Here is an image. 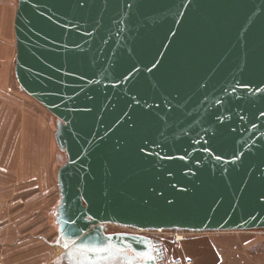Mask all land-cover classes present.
I'll return each instance as SVG.
<instances>
[{"label":"water","instance_id":"obj_1","mask_svg":"<svg viewBox=\"0 0 264 264\" xmlns=\"http://www.w3.org/2000/svg\"><path fill=\"white\" fill-rule=\"evenodd\" d=\"M15 33L67 155L61 263L157 264L106 225L264 229V0H18Z\"/></svg>","mask_w":264,"mask_h":264},{"label":"rangeland","instance_id":"obj_2","mask_svg":"<svg viewBox=\"0 0 264 264\" xmlns=\"http://www.w3.org/2000/svg\"><path fill=\"white\" fill-rule=\"evenodd\" d=\"M7 88L0 87V101L8 102L3 94ZM41 105L29 103L26 117L19 116L15 109L0 111V249L12 256L13 248L23 252L28 247L27 264H60L65 249L62 242L58 243L62 204L59 171L67 162V155L56 147L58 119ZM35 118L41 120V125ZM39 196L41 200L48 199L53 207L50 223L43 227L42 219H38V203L33 201ZM43 218L47 223V217L46 221ZM105 228L107 233L129 231L116 225ZM145 232L165 246L166 264L184 258L192 264H264V229L230 233ZM44 233L46 238L42 239ZM177 234L184 235L182 243L176 241Z\"/></svg>","mask_w":264,"mask_h":264},{"label":"crops","instance_id":"obj_3","mask_svg":"<svg viewBox=\"0 0 264 264\" xmlns=\"http://www.w3.org/2000/svg\"><path fill=\"white\" fill-rule=\"evenodd\" d=\"M17 7L18 0H0V87H8L3 92L8 102L5 100L0 101V111L3 112L4 110L15 109L19 113V116L26 117L27 114H25V111L27 110L29 103L32 102L34 103V105L41 104L21 88L15 75L17 57L15 21ZM17 94L20 95L21 98ZM26 99L31 100V102ZM2 119H4V117H2ZM34 121L39 122V124L41 123V120H39V118H37V120L35 118ZM57 146L58 144L56 141V147ZM33 201L36 202L35 205L38 203L37 214L39 215L38 219H42L41 227H43L45 224L48 225L50 223L49 219L52 216L53 208H50V201L48 199H46L45 201L41 200V196ZM40 206H43V209H40ZM42 216L45 217V221L48 219L47 223L44 222V218ZM41 236L42 239L46 238L45 233L41 234ZM25 249L27 250L22 252V250H18L16 247L13 248L12 256H10V254L6 255L7 252H3V250L0 249V264H27L29 262V249L28 247Z\"/></svg>","mask_w":264,"mask_h":264},{"label":"flooded vegetation","instance_id":"obj_4","mask_svg":"<svg viewBox=\"0 0 264 264\" xmlns=\"http://www.w3.org/2000/svg\"><path fill=\"white\" fill-rule=\"evenodd\" d=\"M127 230H129V231L107 233L106 228H105V233L107 235H119V236L129 235V236H137L140 238L149 239L152 242V245L149 248V251L153 254L155 260L157 261V264H166L167 255L165 252V246H163L162 243L158 242L154 238H151V236H149L147 232H142V231L131 229V228H129ZM132 254H134V253H132ZM138 257L141 259H145V257H141V256H138ZM61 262L62 261L60 260V264H63ZM114 264H124V263L121 261L120 263L115 262Z\"/></svg>","mask_w":264,"mask_h":264},{"label":"built area","instance_id":"obj_5","mask_svg":"<svg viewBox=\"0 0 264 264\" xmlns=\"http://www.w3.org/2000/svg\"><path fill=\"white\" fill-rule=\"evenodd\" d=\"M174 231H176L177 233L180 232V231H178V230H174ZM178 235H179V234H177V237H176L177 240L179 239V238H178V237H179ZM177 240H176V241H177ZM177 242H178V241H177ZM178 243H180V242H178ZM175 264H192V262H191V261H188L186 258H184V259H181V260L176 261Z\"/></svg>","mask_w":264,"mask_h":264},{"label":"bare ground","instance_id":"obj_6","mask_svg":"<svg viewBox=\"0 0 264 264\" xmlns=\"http://www.w3.org/2000/svg\"><path fill=\"white\" fill-rule=\"evenodd\" d=\"M178 231H179V230H178ZM180 232H184V231H180ZM184 233H185V232H184ZM190 233H192V232H190ZM178 236H179V237H178L179 239H178L177 241L180 242V243H182V241L185 240L184 235H182V234L180 235V234H179Z\"/></svg>","mask_w":264,"mask_h":264}]
</instances>
